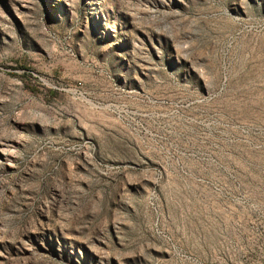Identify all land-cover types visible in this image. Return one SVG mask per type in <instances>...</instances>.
Returning a JSON list of instances; mask_svg holds the SVG:
<instances>
[{"label":"rangeland","instance_id":"374dc122","mask_svg":"<svg viewBox=\"0 0 264 264\" xmlns=\"http://www.w3.org/2000/svg\"><path fill=\"white\" fill-rule=\"evenodd\" d=\"M0 264H264V0H0Z\"/></svg>","mask_w":264,"mask_h":264}]
</instances>
